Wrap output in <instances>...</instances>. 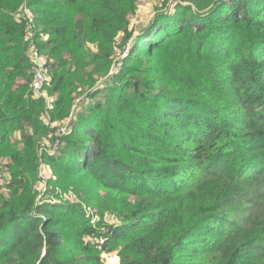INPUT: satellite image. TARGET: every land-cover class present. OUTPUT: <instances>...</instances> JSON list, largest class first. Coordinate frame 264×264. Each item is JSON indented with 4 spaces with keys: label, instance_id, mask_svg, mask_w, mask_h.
Listing matches in <instances>:
<instances>
[{
    "label": "trees",
    "instance_id": "16d2710c",
    "mask_svg": "<svg viewBox=\"0 0 264 264\" xmlns=\"http://www.w3.org/2000/svg\"><path fill=\"white\" fill-rule=\"evenodd\" d=\"M138 3L0 0V264H264V0Z\"/></svg>",
    "mask_w": 264,
    "mask_h": 264
},
{
    "label": "rangeland",
    "instance_id": "374dc122",
    "mask_svg": "<svg viewBox=\"0 0 264 264\" xmlns=\"http://www.w3.org/2000/svg\"><path fill=\"white\" fill-rule=\"evenodd\" d=\"M164 4V0H139L138 3V9L137 12L130 17V21H131V26H130V30H135V34L139 33L140 28L146 26L148 24V22L153 18L154 15L157 14V12L159 10L162 9ZM168 6V5H167ZM173 9V6H171ZM169 8V7H167ZM167 8L165 7L163 10H167ZM170 11V9H169ZM25 15L27 16H32L27 10H25ZM122 49H126V47H122ZM126 53L124 52L122 55H125ZM60 132L58 131V134ZM52 147L54 149H56V142L51 143ZM50 144V145H51ZM40 173H42L44 179H41L42 182L39 185L38 191H40V193L42 192V190L50 187L48 182H50L49 178L51 176V171L49 169V167L45 164L42 165L41 169H40ZM5 185L4 182L0 183V186ZM45 192V190H44ZM42 192L41 195L44 193ZM63 199L64 200H72L73 203H79V199L77 196H75L73 193L69 194V193H64L63 195ZM53 204H55V202H53ZM86 207V206H84ZM89 212L92 214L95 210L89 207H86ZM106 220H111L109 218V216L105 217V221ZM102 257L104 258V260L107 262V264H120V258L117 255V253H112V254H103Z\"/></svg>",
    "mask_w": 264,
    "mask_h": 264
},
{
    "label": "built area",
    "instance_id": "2783aa9c",
    "mask_svg": "<svg viewBox=\"0 0 264 264\" xmlns=\"http://www.w3.org/2000/svg\"><path fill=\"white\" fill-rule=\"evenodd\" d=\"M29 18H30V20H32V18L30 16H29ZM30 58H31V62H32V71L34 73L33 81L31 83L32 94L35 97L44 98L43 95H45V93L43 90H44L45 85H46V75H45V72H46L45 68H46V63H47L46 59L41 57V55L38 52V49L35 45L30 46ZM120 67L121 66H118V69ZM45 100H46L47 107H50L51 101L47 100V99H45ZM59 132L60 133L58 134V137L62 136L63 134H65L67 132L66 124H63L59 128ZM59 143H60V140L58 139L56 141V147L59 145ZM39 178L44 179L42 173H40V172H39ZM44 190H42V192H44ZM100 242L103 243L104 241L101 240Z\"/></svg>",
    "mask_w": 264,
    "mask_h": 264
}]
</instances>
